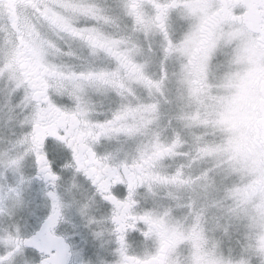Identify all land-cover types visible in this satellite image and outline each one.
<instances>
[{"label": "flooded vegetation", "instance_id": "af4514ba", "mask_svg": "<svg viewBox=\"0 0 264 264\" xmlns=\"http://www.w3.org/2000/svg\"><path fill=\"white\" fill-rule=\"evenodd\" d=\"M115 1L109 4L108 0H3L0 6V26L4 27L7 35L1 44L0 66L5 67L4 70L11 80L15 81L14 86L19 85L15 87L27 108V130L21 138L26 142L21 144L24 146L23 155L32 159L30 170L20 173V182L22 186L33 184V190L48 200L47 213L50 206L47 193L55 191L60 197L62 219L56 225L54 234L62 237L68 246L67 264H74L71 251L74 242L65 240L59 233L62 226L69 222L66 217L68 205L62 194L67 187L77 186L78 183L86 188V198L89 201L103 206L101 217L96 218L104 225L98 229V233L106 235L113 257L102 259L99 264H119L116 225L112 219L114 216H118L125 225L124 247L130 264L135 260H143L146 253L154 254L161 247H171L169 259L172 264H178L175 255L178 247L173 249L171 243L163 242L157 224H153V232L148 238L142 234L146 231L145 224L134 219L147 212L141 210L143 170L146 167L153 172L159 169L169 158L171 149L165 147L163 151L155 152L152 157L140 160L138 151L124 159L110 146L123 140L128 134L121 123L130 119L126 111L132 105L124 104L123 100L131 95V84L142 76L140 64L130 58V47L123 25L126 20L132 29L141 33L150 29L160 39L162 61L157 66L159 77H150L149 80L151 88L155 90L159 89L167 75L164 63L171 55L180 56L181 70L188 76L190 86L202 93L214 86L208 80L209 68L213 65L219 49L214 44V39H226L229 43L238 41L242 43L245 52L252 51L255 60H248L247 68L254 63L258 76L254 85L256 98L252 107L255 120L248 131L250 142L247 153L250 155L255 151L260 152L264 161V45L261 43L264 42V9L247 6L255 3V0ZM37 3L42 7L33 6ZM235 8H242L243 11L237 13ZM183 13H187L192 20L182 34H175L173 17ZM101 76L103 79H99ZM1 78H4L3 72H0ZM225 85L231 86L229 81ZM34 93L38 94L41 101L49 97L47 102L52 103L53 110L40 118L41 127L45 130L61 123V114L55 111L57 107L72 111L77 105L85 113L80 130L86 129L88 124L109 121L116 112L120 113L121 119L115 127L122 130L110 129L98 140H92L88 136V143L80 149L78 163L73 162L71 154L58 161L53 157L51 148L45 144V136H40L35 146L32 143L31 117L34 116L35 109L30 98ZM101 94L108 96L111 102L100 103L97 97ZM155 105L152 100L151 113L154 112ZM65 126L68 129L73 128V125L66 122ZM78 137L79 132L71 138L76 142ZM51 143L61 152L67 151L63 142L52 139ZM45 152L48 153V159L55 164V172L59 177L54 188L50 182L37 177L36 157ZM95 158H107V166L99 167ZM17 160L19 162L20 158ZM85 170L96 179L95 189L89 177L84 174ZM0 176L1 207L6 195L13 189V182L6 173ZM117 184L125 187L126 192L128 185H134L127 210L123 206L129 202L128 196L117 198L111 192V188ZM262 185L264 182H256L250 190L243 192L242 199L249 201L261 197L259 189ZM150 186L153 189L157 184L151 183ZM180 186L187 188L188 184ZM102 195L111 197L108 202L110 206L105 205ZM151 215L149 219L153 220ZM43 219L24 239H29L39 231ZM127 225L134 227L129 228ZM23 247L36 255L31 264H40L41 252L28 246Z\"/></svg>", "mask_w": 264, "mask_h": 264}, {"label": "rangeland", "instance_id": "374dc122", "mask_svg": "<svg viewBox=\"0 0 264 264\" xmlns=\"http://www.w3.org/2000/svg\"><path fill=\"white\" fill-rule=\"evenodd\" d=\"M115 2L108 0L109 4ZM191 20L187 13L175 15L173 33L182 34ZM123 27L128 38L130 58L140 64L142 76L131 84V95L123 100L124 104L132 105L126 111L130 119L121 123L128 134L110 146L124 159L138 151L140 160L152 157L165 147L171 149L169 158L159 169L153 172L146 167L143 170L141 210L151 213L153 221L160 222L156 224L163 242L171 243L173 249L178 247L175 254L178 264H194L196 243L204 237L208 238L210 246L215 245L217 253L231 259L233 264L246 260L247 256L242 253L249 231L246 227L248 219L245 216L239 222L228 223L221 219L218 225L209 219L219 217L230 201L223 202L224 207L217 203L222 195L221 177L208 171L211 167L208 157L194 158V145L199 143L200 148L212 152L217 148L214 138L222 136L236 159L244 158L248 165L244 178L238 179V174H233L223 181L229 185L235 182L240 187L241 199L243 192L250 190L256 182H264L260 174L264 169L262 155L257 151L250 155L247 153L250 142L248 131L255 120L252 107L258 76L256 65L251 63L247 68V61L255 60V54L250 50L245 52L238 41L219 47L208 73V80L214 86L202 93L190 86L188 76L181 70L180 56L171 55L164 63L167 75L159 89L155 90L149 80L150 77H159L157 66L162 61L160 39L150 29L143 33L132 29L126 20ZM3 29L0 26V53L7 35ZM229 57L234 63L231 71H225L221 65L227 66ZM228 81L231 86L227 87L225 83ZM18 93L12 80L6 86L5 77L0 79V175L6 173L15 190L9 191L0 207V255L10 250L3 243L7 235H18L24 239L47 215L48 209V200L33 190V184L22 186L20 182V173L30 170L32 159L23 155L24 146L20 143L27 130V108ZM97 99L100 103L111 102L108 96L102 94ZM152 100L156 103L153 113L150 112ZM18 158L20 160L16 165L8 163ZM178 169L182 172L180 179L191 182L187 188L180 186V179L171 180ZM151 183L157 186L151 189ZM62 197L68 205L66 217L69 222L62 226L59 233L65 240L74 242L71 250L73 263L99 264L102 259L112 258L110 242L105 234L98 233L104 225L96 218L101 217L103 206L86 198L87 190L81 183L67 187ZM242 200V207L252 212L258 206H264L261 197ZM201 207L205 220L203 233L197 230L188 236L193 224L189 213ZM177 222L183 227L171 226ZM35 259L32 251L22 247L12 257L11 264H31Z\"/></svg>", "mask_w": 264, "mask_h": 264}, {"label": "snow or ice", "instance_id": "6c2138e0", "mask_svg": "<svg viewBox=\"0 0 264 264\" xmlns=\"http://www.w3.org/2000/svg\"><path fill=\"white\" fill-rule=\"evenodd\" d=\"M3 0H0V6H2ZM36 8L42 7L41 4L37 3L33 5ZM249 8H260L264 9V0H255V3L247 5ZM235 12H242V8H235ZM226 39L215 40L214 44L217 47H223L226 44ZM264 45V42H261ZM89 77H85L88 79ZM103 79V76L99 77ZM78 87V85H76ZM159 87V85H157ZM33 102V107L35 109V114L31 117L32 127H31V138L32 143L35 146L37 144L38 138L40 136H45V144L51 148L53 157L58 161H62L65 157L71 154L73 162H79L80 149L85 147L88 143L87 137L91 136L92 140H98V138L106 133L107 131H121V128L115 127L118 121L121 119L119 112L113 114L111 120L104 123L88 124L87 128L80 130V124L83 122L85 113L79 105L72 111L67 109H60L57 107L55 111L61 114V123L56 127L45 130L41 127V116L47 114L49 111L53 110L52 103L47 102L50 98L45 97L44 101L39 99L38 94H33L30 98ZM67 124L73 125L72 129H68L65 126ZM79 132V137L76 139V142H73L71 137L76 136V133ZM52 139H56L57 142H63L66 145L67 151L61 152L54 145H52ZM25 140H21L20 143H25ZM91 154V149H89ZM107 158H95V163L99 167H106ZM10 165H16L17 160L8 161ZM37 165V177L44 179L46 182H50L55 187L56 181L59 177L55 172V164L48 159V153L45 152L42 156L36 157ZM79 170V169H78ZM84 174L89 177L90 183L93 188L97 187V181L94 177L91 176V173L86 171ZM182 177V172L178 169L175 175L171 177L172 181H177ZM180 183L190 184L188 180L180 179ZM134 185H128V191H125V187L120 186L119 184L114 185L111 188V192L117 198L128 196L129 202L124 204L125 210L130 207L131 197L133 194ZM10 191H15L10 189ZM260 196L262 201H264V185L259 189ZM47 196L50 200L49 211L44 217L39 231L35 232L29 239H21L18 235L13 236L11 234L7 235L3 239V243L8 246L10 250L6 251L3 255H0V264H11V259L16 252L20 251L23 246H33L36 247L41 252V261L40 264H67V257L69 255L68 246L64 243L62 237L55 236V227L62 219V204L60 197L55 191H50L47 193ZM105 201L106 206L111 197L101 196ZM115 203V201H113ZM119 207V205H117ZM189 208L192 207L191 204L188 205ZM246 216L250 219L249 231L246 236V245L244 246V252L242 255H246L247 259H241L236 262V264H264V206H258L255 212L250 211L247 208H243ZM150 213H145L143 215L134 217L137 221H141L146 226V231L142 234L145 237L150 238L153 232V224L160 223L159 221H153L149 219ZM167 215V214H166ZM113 222L115 223V232H116V241L118 244L117 252L119 254V264H130L126 249L124 244L126 242V230L125 225L121 223L118 216H114ZM131 228L134 225H127ZM198 229V225L193 224L191 232L187 233L188 236H191ZM202 246V239L198 240L195 248V261L194 264H203V261L199 258ZM172 251L171 247H161L153 253H146L143 260H135L132 264H172V261L169 259V253ZM151 257V258H149ZM208 264H233L231 259L224 258L221 254L213 251L211 253V259L208 261Z\"/></svg>", "mask_w": 264, "mask_h": 264}, {"label": "clouds", "instance_id": "9594fccd", "mask_svg": "<svg viewBox=\"0 0 264 264\" xmlns=\"http://www.w3.org/2000/svg\"><path fill=\"white\" fill-rule=\"evenodd\" d=\"M232 63H234L232 61V57H229L228 61L226 62L227 66L221 65V67H224L225 71H231ZM0 72L4 73L5 84L7 86L8 81H10L12 78L8 75V73L4 70L2 66H0ZM13 83H15V81H13ZM15 86L19 85L16 84ZM223 141L224 138L222 136L219 138H214V142L217 145V148L214 149L212 152H206L204 149L200 148L199 143H196L194 145V158L208 157V162L211 164V167L208 169V171L213 172L214 176L221 177L222 195H220V200L217 203H220V206L224 207L223 202L230 201V203L227 204L225 211L222 212L219 217L209 218L210 220L215 221V225H218L221 219H224L225 223H228L229 221L239 222L240 219H243L246 216L242 207L244 201L239 195L240 187L235 182L229 185L224 184L223 181L224 179L232 176L233 174H238V179L242 180L246 174L245 170L248 165L245 163L243 157H241L239 160L236 159L235 154L229 151V146ZM260 174L261 177L264 178V169H261ZM262 204H264V201H262ZM241 213H243V216L241 215ZM189 214L193 217V224L198 225L197 230L203 233V226L205 223L203 207L194 211H190ZM247 219L248 223L246 224V227H249L250 219L248 217ZM171 226L173 228L183 227V225L179 222L173 223ZM213 251H215V245L210 246L208 238L204 237L202 239V246L199 257L203 261V264H208V261L211 259V253Z\"/></svg>", "mask_w": 264, "mask_h": 264}, {"label": "water", "instance_id": "95a60500", "mask_svg": "<svg viewBox=\"0 0 264 264\" xmlns=\"http://www.w3.org/2000/svg\"><path fill=\"white\" fill-rule=\"evenodd\" d=\"M28 247L34 248L35 250H37L38 252H40L36 247H33V246H28ZM67 260H68V257H67Z\"/></svg>", "mask_w": 264, "mask_h": 264}]
</instances>
